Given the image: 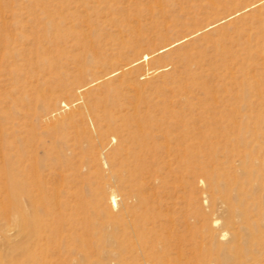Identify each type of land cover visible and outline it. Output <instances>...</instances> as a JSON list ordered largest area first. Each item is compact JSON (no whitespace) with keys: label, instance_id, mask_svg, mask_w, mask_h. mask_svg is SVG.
<instances>
[{"label":"rangeland","instance_id":"obj_1","mask_svg":"<svg viewBox=\"0 0 264 264\" xmlns=\"http://www.w3.org/2000/svg\"><path fill=\"white\" fill-rule=\"evenodd\" d=\"M0 213L13 256L264 264V0H0Z\"/></svg>","mask_w":264,"mask_h":264},{"label":"bare ground","instance_id":"obj_2","mask_svg":"<svg viewBox=\"0 0 264 264\" xmlns=\"http://www.w3.org/2000/svg\"><path fill=\"white\" fill-rule=\"evenodd\" d=\"M237 172V171H236ZM218 203V201L216 202ZM2 214L0 213V217ZM216 221H214L215 224ZM227 233V232H226ZM220 237L227 236V234L221 233ZM2 248V247H1ZM0 248V264H56L52 257L46 255L28 254L27 256H13L8 255Z\"/></svg>","mask_w":264,"mask_h":264}]
</instances>
